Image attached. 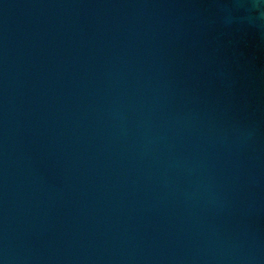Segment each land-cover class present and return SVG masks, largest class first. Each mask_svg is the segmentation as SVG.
I'll use <instances>...</instances> for the list:
<instances>
[{
    "label": "water",
    "instance_id": "1",
    "mask_svg": "<svg viewBox=\"0 0 264 264\" xmlns=\"http://www.w3.org/2000/svg\"><path fill=\"white\" fill-rule=\"evenodd\" d=\"M0 264H264V0H0Z\"/></svg>",
    "mask_w": 264,
    "mask_h": 264
}]
</instances>
